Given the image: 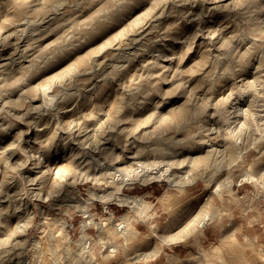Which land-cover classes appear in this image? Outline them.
I'll return each mask as SVG.
<instances>
[{"label":"rangeland","instance_id":"374dc122","mask_svg":"<svg viewBox=\"0 0 264 264\" xmlns=\"http://www.w3.org/2000/svg\"><path fill=\"white\" fill-rule=\"evenodd\" d=\"M41 31L47 36L42 41ZM48 42L56 60L61 50L70 58L61 57L59 67L42 63L46 71L24 84L29 96L24 90L14 95L17 108L8 103V94L0 98V122L12 127L5 141L0 129V264H84L77 240L85 216L73 206V193L90 199L96 220L114 221L130 207L111 199L109 206L119 209L109 207L115 212L110 216L103 197L92 198L90 190H112L111 177L125 166L164 172L152 178L157 188L145 197L155 217L134 220L141 232L128 240L114 229L108 234L90 226L94 264H264V0H0V52L43 48ZM87 51L86 62L76 58ZM70 62L84 70L82 77L66 69ZM7 70L0 68V79ZM36 83L47 85L45 106L55 100L49 92L61 91L44 113L42 130L45 125L38 128L33 120L40 112L30 109L37 103ZM64 92L71 95L62 103ZM11 142L14 148L5 150ZM215 147L222 148L221 163L229 162L236 148L242 152L231 171L219 173V180L232 174L236 194L211 193L215 182L207 187L204 176L216 161ZM42 167L46 177L38 176ZM245 171L257 180H241ZM166 172L196 180L185 190L173 188ZM139 186L127 184L125 191L143 195ZM167 187L170 200L162 202ZM205 208L220 213L202 227L213 228L214 235L204 239L202 230L185 238ZM151 224H157L156 231ZM62 226L67 240L56 235ZM225 228L229 237L222 243ZM104 236L119 244L112 255L106 256ZM162 236L176 242L168 244ZM155 249L161 251L153 259L136 260Z\"/></svg>","mask_w":264,"mask_h":264},{"label":"bare ground","instance_id":"6f19581e","mask_svg":"<svg viewBox=\"0 0 264 264\" xmlns=\"http://www.w3.org/2000/svg\"><path fill=\"white\" fill-rule=\"evenodd\" d=\"M36 2V1H35ZM55 7V6H54ZM58 7V6H57ZM57 7L55 9H57ZM54 9V10H55ZM64 13V12H63ZM192 13V12H191ZM156 15V13H155ZM52 16V15H51ZM57 16V15H56ZM55 16H53L52 18L54 19ZM46 18V17H45ZM44 18V19H45ZM50 18V17H49ZM58 19V18H57ZM67 20V18H65ZM64 19V20H65ZM24 20V19H23ZM65 20V21H66ZM149 20V19H148ZM50 21V20H48ZM69 21V20H68ZM142 21V20H141ZM136 22V21H135ZM51 22H49L50 24ZM56 24L58 22H55ZM60 23V22H59ZM69 23V22H68ZM71 23V22H70ZM102 23H105V22H102ZM139 23V21H138ZM152 23V22H151ZM7 24V23H6ZM25 24V23H24ZM56 24L54 25L56 27ZM145 24V23H144ZM153 24V23H152ZM45 25V24H44ZM48 25V23H47ZM46 25V26H47ZM58 25V24H57ZM62 25V24H61ZM139 25V24H138ZM16 26V25H14ZM21 26V25H20ZM28 26V25H27ZM63 26V25H62ZM102 26V25H101ZM135 26V25H134ZM148 26V24H147ZM24 27V26H23ZM32 27V26H31ZM37 27V26H36ZM44 27V26H43ZM103 27V26H102ZM144 27V26H143ZM152 27V26H151ZM17 27H15L16 29ZM20 28V27H19ZM51 28V26L49 27ZM71 28V27H70ZM147 28V27H146ZM43 29V28H42ZM53 29V28H52ZM51 29V30H52ZM26 30V29H25ZM29 30V29H28ZM40 30V29H38ZM54 30V29H53ZM148 30V29H147ZM23 31V30H22ZM46 31V30H45ZM56 31V30H55ZM144 31V30H143ZM43 32V31H41ZM62 32V31H61ZM66 32V30H65ZM137 32V31H136ZM141 32V30H140ZM44 33V32H43ZM47 33H49L47 31ZM71 33V32H70ZM145 33V32H144ZM46 35V32L43 34V35H39L38 37H40L41 41L42 40H45L47 39V36H44ZM62 35V34H61ZM68 35V34H67ZM72 35V34H71ZM141 35V33H140ZM66 36V35H65ZM49 37V36H48ZM51 38V37H50ZM68 38V37H67ZM141 39V38H140ZM39 40V38H38ZM56 40V39H55ZM134 40V39H133ZM142 40V39H141ZM13 41V40H12ZM15 41V40H14ZM13 41V42H14ZM52 41V40H51ZM50 41V42H51ZM71 41V40H70ZM37 42V41H36ZM50 42L48 43H45L46 45H43L44 47L43 48H38V49H35L34 47H28V49H22V51L20 50H15V51H4V52H0V68H2V70H5V69H9L8 71V75H4L5 77L1 78L0 79V98H2V96H7V94L9 95V100L8 103L12 106V107H15L17 108V100L16 98L17 97H14V95L19 92L21 93L23 90L24 92L23 93H26L27 95V89L24 88V84L26 83L27 79H31L32 77L33 78H36L35 76L39 73H42L46 67H44V65H42V63H50L49 66H57L59 67L61 64H63L64 60L66 61L67 58H70L67 53L69 54L70 52L67 51V50H61L58 57L61 55V57L65 58L64 60H62L61 57H59V60H56L54 57L55 55H53V50L52 51H49V46H50ZM65 42V41H64ZM67 42V41H66ZM144 42V41H143ZM69 43V42H68ZM73 43V42H71ZM7 44V43H6ZM39 44V43H38ZM40 44H43V43H40ZM75 44V43H74ZM122 44V43H121ZM16 45V44H15ZM35 45V44H34ZM69 45V44H68ZM67 45V46H68ZM2 46V45H1ZM28 46V45H27ZM32 46V45H31ZM42 46V45H41ZM66 46V47H67ZM122 46V45H121ZM137 48V46H135ZM145 47V46H144ZM30 48H33L31 52L30 51ZM60 48V47H58ZM69 48V47H68ZM120 48V47H119ZM157 48V47H156ZM49 49V50H48ZM63 49H64V46H63ZM59 50V49H58ZM144 49H142L143 51ZM49 51V52H48ZM54 53H56L54 51ZM88 51L85 52L84 54H77L78 56L76 58H79L80 61H85L86 62V57L88 55ZM122 53V52H121ZM135 53V52H134ZM143 53V52H142ZM75 54V53H74ZM97 54V53H96ZM115 55V54H114ZM118 55V54H117ZM129 55V54H128ZM132 55H133V52H132ZM131 55V56H132ZM155 57V56H154ZM157 57V56H156ZM57 58V57H56ZM61 58V59H60ZM96 58V57H95ZM106 58V57H105ZM112 58V56H111ZM120 58V57H119ZM123 58V57H122ZM126 58V57H125ZM124 58V59H125ZM144 58V57H143ZM102 59V57L100 58ZM142 59V58H141ZM152 59V58H151ZM56 60V61H55ZM105 59L103 58V60L100 61L103 62ZM155 60V59H154ZM83 61V62H84ZM98 61V60H97ZM120 61V60H119ZM126 61V60H125ZM123 62V61H122ZM142 62V61H141ZM153 62V61H152ZM66 63V62H65ZM94 63V61H93ZM107 63V62H106ZM98 64V63H97ZM96 64V65H97ZM123 64V63H122ZM142 64V63H141ZM59 65V66H58ZM73 65V62H70L67 64L66 66V69L68 68H71ZM104 65V64H103ZM116 65V64H115ZM118 65V64H117ZM12 68L15 72H18V71H21L22 72V75L21 77L19 76H15L16 73L12 74L14 71L13 70H10V68ZM120 66V65H119ZM117 66V67H119ZM96 67V66H95ZM104 67V66H103ZM102 68V67H101ZM72 69L74 70V74L76 75H82L81 73L84 71L80 70V69H74L72 67ZM116 69V68H114ZM46 71V70H45ZM63 70H60L58 71V74L60 72H62ZM65 71V69H64ZM72 71H70L69 73H71ZM86 72V70H85ZM96 72V71H95ZM5 73V72H4ZM87 73V72H86ZM91 73V72H89ZM1 75V74H0ZM57 75H54L53 77H51V79L53 78H56ZM84 75V74H83ZM89 75V74H88ZM91 75V74H90ZM96 75V74H95ZM103 75V74H102ZM72 76V75H71ZM11 77H13V81L11 79ZM79 77H82V76H79ZM30 82V81H29ZM28 82V83H29ZM30 86L32 83H29ZM37 84V83H36ZM6 85V86H5ZM26 85V84H25ZM10 86H14V87H11ZM28 86V85H27ZM89 86V85H88ZM82 88V87H81ZM80 88V90H81ZM33 89V93H34V96L32 97L35 98V97H38L36 99L37 103H34V104H31L30 106V109H37L38 113L40 114V116H38L36 118V116L34 115V117L36 119H33L34 120V123H35V126H40V125H45V128H40L38 130H42V129H46V122H44L43 120L45 119L44 117V113L45 112H49V110L54 106V102L57 100H60L59 98L57 99V97L60 95V88L58 90H56L55 92H49V94L52 95L53 98H55L54 101H51L49 106H45L46 103H48V101L50 100V96L48 94H46L45 92L47 91V85L44 84V83H41V84H37L36 86L34 85V87L32 88ZM69 89V88H68ZM79 89V88H78ZM83 89V88H82ZM94 89V88H93ZM95 90V89H94ZM60 91V92H59ZM69 91V90H68ZM89 91V90H88ZM71 92V91H70ZM67 93V92H66ZM13 97H12V95ZM18 94V93H17ZM22 94V93H21ZM70 94V93H69ZM69 94H65V92L63 93V101L62 103L67 100V99H70L69 98ZM74 94V93H72ZM23 95V94H22ZM71 95V94H70ZM11 96V97H10ZM21 96V95H20ZM29 96V95H27ZM60 97V96H59ZM64 97H68V98H64ZM72 97V96H71ZM78 97V96H77ZM19 98V97H18ZM31 98V97H30ZM3 99V98H2ZM21 99V98H20ZM65 99V100H64ZM6 100V99H5ZM4 100V101H5ZM19 100V99H18ZM31 100V99H30ZM1 101V100H0ZM6 101V102H7ZM68 101V100H67ZM33 102V101H32ZM61 102V101H59ZM67 103V102H66ZM2 104V103H1ZM61 105V104H60ZM65 105V104H63ZM60 106L59 109H58V112H60L62 110V108H64V106ZM58 107V106H57ZM1 108V107H0ZM9 110V109H8ZM16 111V110H15ZM11 112V111H10ZM13 112V110H12ZM19 111H17V114H18ZM28 112V111H27ZM232 112V111H230ZM15 113V112H13ZM20 113V112H19ZM29 113V112H28ZM57 113V112H56ZM233 113V112H232ZM16 114V113H15ZM22 114V113H21ZM24 114V113H23ZM22 114V115H23ZM26 114V113H25ZM47 114V113H46ZM253 115V114H252ZM259 115V114H258ZM262 115V114H260ZM17 116H20L21 115H17ZM32 116V115H31ZM30 116V117H31ZM255 116V114L253 115ZM24 117V116H22ZM162 117V115H161ZM257 117V116H256ZM24 118H27V117H24ZM51 118V117H49ZM163 118V117H162ZM168 118V117H167ZM259 118V117H258ZM257 118V119H258ZM261 118V117H260ZM30 119V118H28ZM28 119L27 122H28ZM32 119V117H31ZM159 119V118H158ZM263 119V118H262ZM25 120V121H26ZM48 120V118H47ZM30 121V120H29ZM161 121V120H160ZM167 122V121H166ZM26 123V122H25ZM30 123V122H29ZM7 124V123H6ZM4 124L3 122L1 123L0 122V129L1 131H3L2 133H5V131L7 132V130L11 129L12 127L11 126H8ZM262 124L258 125V126H261ZM25 126V125H24ZM27 126H30V125H27ZM252 127H255V126H252ZM36 128V127H35ZM39 128V127H38ZM261 128V127H260ZM29 129V128H28ZM124 130V129H123ZM254 133V132H253ZM257 133V131H256ZM8 134V132H7ZM6 133L4 134L5 135V138L3 139V141H5L7 138H8V135ZM260 134V133H259ZM2 135V134H1ZM23 135V134H22ZM117 135V134H116ZM254 135V134H253ZM11 136V135H10ZM21 136V135H20ZM201 136V135H200ZM199 136V137H200ZM207 136V135H206ZM262 137H259L258 139H260ZM2 140V139H1ZM186 140V139H185ZM200 140V138H199ZM202 140V139H201ZM30 141V140H29ZM179 141V140H177ZM260 141V140H259ZM38 142V141H37ZM182 142V141H181ZM184 142V141H183ZM201 142V141H200ZM209 142V141H208ZM14 142H11L10 144H8L7 146L5 145V150L6 149H13L14 148ZM177 143V142H176ZM180 143V141H179ZM30 144V143H29ZM35 144V143H34ZM38 144V143H37ZM202 144V143H201ZM207 144V143H206ZM212 144V143H211ZM214 144V142H213ZM226 144V143H225ZM230 145V143H227ZM255 144V143H254ZM31 145V144H30ZM39 145H40V142H39ZM50 145V144H49ZM228 145V146H229ZM3 146V145H1ZM16 146V144H15ZM53 146V145H52ZM212 146V145H211ZM35 147V146H33ZM227 147V145H226ZM233 147V145L231 146ZM230 147V148H231ZM213 148V147H212ZM4 149V148H3ZM2 149V150H3ZM221 149H217L216 147L211 150L212 153H213V156L215 157V162L213 163V166H211V168L209 169V172H206L207 175L204 176V179H205V182L207 184V187L209 185H212L211 183H216L214 189L212 190L211 193H217L219 194L221 197L223 196L224 192L225 191H229L228 193H235V190H234V187H233V182L235 181V178L232 177V174L231 175H228L226 178L224 179H220L219 177V173H221V171H227V170H230L233 168L234 165L237 164V160L239 157L242 156V152L241 150L240 151H237V148L235 149L234 153H233V157L230 159L229 162L226 163H221L218 158L222 155L221 154ZM227 151H228V148H226ZM32 151V150H31ZM1 153L4 152L3 151H0ZM33 152V151H32ZM10 153V152H9ZM13 154V152H11ZM10 153V154H11ZM15 153V152H14ZM141 153V152H140ZM210 153V151H209ZM212 153H210L212 155ZM12 154L11 156L9 155L8 157H12ZM134 154V153H133ZM132 154V157L134 156ZM208 154V153H207ZM35 155V154H34ZM129 156V155H128ZM207 156H210L209 154ZM212 156V157H213ZM40 157V156H39ZM211 156L209 158H212ZM198 158V157H197ZM203 158V157H202ZM214 159V158H213ZM212 159V160H213ZM132 160V159H131ZM211 160V159H210ZM209 160V161H210ZM43 161V159L41 160ZM45 161V160H44ZM72 161V160H71ZM208 161V160H207ZM47 162V160H46ZM211 162V161H210ZM224 162V161H223ZM39 163V162H38ZM44 163V162H42ZM144 164V163H143ZM41 165V163H40ZM44 165V164H42ZM131 165V163H130ZM141 165V164H140ZM132 166V165H131ZM143 166V165H142ZM145 166V165H144ZM147 166V165H146ZM130 167H117V169L121 172H118V173H121L122 176L119 180H116V174L113 175L111 177V183H115V187L110 190L109 192H105V193H99L96 188L95 189H91V196L92 198H97V197H100L107 202L111 199H114L116 201H118L120 203V205H127L130 207L129 210H127L125 213H123L122 215H120L119 217L115 218V220H111L110 217L108 216H102V218L100 220H96L94 217H93V213L91 211V208L88 206V203L90 202V199H84L82 197H80L78 195L77 192L73 193L75 194V199H74V205L73 206H78L79 209L81 211H83L84 213V216H85V219L82 220V228H81V233H80V236L77 240V243L79 244V247H80V251L78 252V258L79 260L81 261H84V264L85 262L87 264H94L97 260L95 258V255L93 254L92 250H91V247H90V236H89V233H88V228L90 226H95L99 229L100 232L102 231H105L106 233L108 234H111L113 233V229L116 231V232H119V234L123 237H125L126 240H128L129 238L131 237H135L136 235H138L141 231L140 229L135 225L134 223V220L135 221H139V220H147L149 218H152V217H155L154 214L152 213V207H153V204L150 203V201H148L147 199H145L142 195H139V194H130V193H127L125 191V188L124 185L129 181V182H134L136 180H143V181H148L150 179H152L153 177H162L164 172L163 171H157V170H153V169H150L148 168L147 170L145 171H141L137 168L135 169H129ZM133 168V166H132ZM224 171V172H225ZM3 172V171H2ZM113 173V172H112ZM48 174V173H47ZM106 174V173H105ZM167 174V177L165 178L166 180L169 181V185L172 186L173 188L176 187V188H179L181 190H185L186 189V186L189 185L190 183H194L195 180H196V177H187L186 176H182L181 178L177 179L176 176H173L171 175L170 172H166ZM242 174V173H241ZM46 175V170L43 169V167L41 169L38 170V176L41 177V176H45ZM165 175V174H164ZM46 177V176H45ZM243 179H246V180H257V177L255 178V175L249 171H245L243 174H242V178L241 180ZM240 180L237 179V181ZM77 190V189H76ZM108 190V189H107ZM234 191V192H233ZM171 194V190L169 189V187H167L165 189V191L162 193V195H160L159 197L162 198V202L165 200H163V198H169ZM236 194V193H235ZM218 195V196H219ZM233 195V194H232ZM72 196V195H70ZM69 196V197H70ZM73 197V196H72ZM71 197V198H72ZM235 197V195H234ZM238 197V196H236ZM67 199V198H66ZM167 200V199H166ZM170 200V198H169ZM68 201V200H67ZM73 202V201H72ZM165 203V202H164ZM167 203V202H166ZM210 204V203H209ZM71 205V204H70ZM72 206V205H71ZM209 206V205H208ZM221 217L220 216V213L219 214H216L214 211L210 210L209 208H205L200 214L197 215V217H195L194 221H192V223L187 227V230L186 233H183L184 234V237L187 238L191 235H194L196 234V232H201L202 230L204 231V229H202V227L205 225V223H209V222H212L213 220H215V218H219ZM2 224V223H1ZM63 225V224H62ZM230 225V224H229ZM151 227V229H153L154 231L157 230V224H151L149 225ZM61 231L59 232V234H56L57 236L61 235L62 234V237L64 239H68V236H67V233H66V230L64 229V227L62 226L61 228ZM186 229V228H185ZM228 229L224 230V232L222 233L221 235V242L222 243H226L228 242V237H229V234H228ZM205 233V232H204ZM182 234V233H181ZM61 237V238H62ZM160 237V236H159ZM163 237V236H162ZM161 237V238H162ZM236 237V236H235ZM60 238V237H59ZM105 236L102 238L101 237V240L104 242V245L106 246V248L109 250V252H107L106 256L108 255H112L114 254V252H116L118 249H119V244L117 243H113L109 238H105ZM164 238V237H163ZM237 238V237H236ZM2 239V238H1ZM163 240V239H162ZM165 242L166 243H170L172 241H175L176 242V238H172V237H166L164 238ZM163 240V241H164ZM3 242V241H2ZM165 243V244H166ZM173 243V242H172ZM162 245V244H161ZM162 247V246H161ZM213 249L212 251L213 252H216L215 251L219 245L218 244H214L213 245ZM160 248V247H159ZM68 249V248H67ZM242 250V248H240ZM10 250V249H9ZM205 250V249H204ZM245 250V249H243ZM5 251V250H4ZM71 251V250H70ZM68 251V252H70ZM104 251V250H103ZM161 249H155L154 251H151V252H145V253H142L140 254L139 256L136 257V260L139 261V260H148L150 258H154L156 257L159 253H160ZM210 251V250H209ZM8 252V251H7ZM213 252H210V254L208 255H211ZM10 253V252H9ZM206 253V251H205ZM208 253V251H207ZM214 253V254H216ZM212 254V255H214ZM206 254V256H208ZM211 255V256H212ZM197 256V255H196ZM263 256V254H262ZM210 257V256H209ZM208 258V257H207ZM263 259V258H262ZM1 260V259H0ZM80 261V263H81ZM83 263V262H82Z\"/></svg>","mask_w":264,"mask_h":264},{"label":"crops","instance_id":"0c3cea01","mask_svg":"<svg viewBox=\"0 0 264 264\" xmlns=\"http://www.w3.org/2000/svg\"><path fill=\"white\" fill-rule=\"evenodd\" d=\"M139 188H140V191H141L140 193H142L143 195H147V194H150V192H154L155 188H157V186H156V184L152 183V184L147 185V186H142L141 185V186H139ZM242 189H243V187L237 189V191H240ZM109 207L112 208V209L114 208L116 210L119 209L118 206H115V205H110ZM101 211H103V210H101ZM204 232H205L204 235H203L204 239H209L211 236L214 235V229L211 228V227L205 226Z\"/></svg>","mask_w":264,"mask_h":264},{"label":"built area","instance_id":"2783aa9c","mask_svg":"<svg viewBox=\"0 0 264 264\" xmlns=\"http://www.w3.org/2000/svg\"><path fill=\"white\" fill-rule=\"evenodd\" d=\"M138 165L139 166H141L140 165V163H138ZM135 166V165H134ZM138 166V167H139ZM117 178L118 179H120L121 178V176H122V174L121 173H117ZM152 182H154L153 181V179L152 180H148V181H141V180H136V181H134V182H127L125 185H127V184H130V186L132 187V188H134L135 187V185L136 184H141V185H147V184H150V183H152ZM125 185H124V187L123 188H125ZM144 198L146 197V195H142ZM91 208V207H90ZM103 208H104V211H106V212H109V214H110V216H114L115 215V212L114 211H110L109 210V204L106 202L105 204H103ZM93 217L95 218L96 217V215H95V213H93ZM81 227H82V222H81ZM88 230H89V228H88Z\"/></svg>","mask_w":264,"mask_h":264},{"label":"trees","instance_id":"16d2710c","mask_svg":"<svg viewBox=\"0 0 264 264\" xmlns=\"http://www.w3.org/2000/svg\"><path fill=\"white\" fill-rule=\"evenodd\" d=\"M157 195H159V193H157Z\"/></svg>","mask_w":264,"mask_h":264}]
</instances>
